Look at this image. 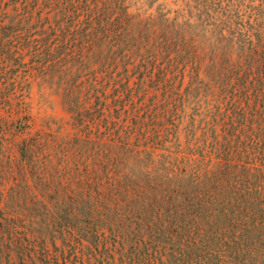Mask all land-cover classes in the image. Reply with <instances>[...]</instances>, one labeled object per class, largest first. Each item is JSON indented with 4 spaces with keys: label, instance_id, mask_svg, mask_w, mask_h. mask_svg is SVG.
I'll return each mask as SVG.
<instances>
[{
    "label": "trees",
    "instance_id": "1",
    "mask_svg": "<svg viewBox=\"0 0 264 264\" xmlns=\"http://www.w3.org/2000/svg\"><path fill=\"white\" fill-rule=\"evenodd\" d=\"M2 79L67 114L64 264H264V0H0Z\"/></svg>",
    "mask_w": 264,
    "mask_h": 264
},
{
    "label": "rangeland",
    "instance_id": "2",
    "mask_svg": "<svg viewBox=\"0 0 264 264\" xmlns=\"http://www.w3.org/2000/svg\"><path fill=\"white\" fill-rule=\"evenodd\" d=\"M12 91L6 79L0 80V264L70 263L75 260L74 241L64 239L61 231L76 212H63L57 205L63 188L54 171L44 176L40 151L32 163L23 157L29 143L40 141L48 121L66 119L67 114L50 91L34 86L21 104L14 102ZM64 186L62 194L71 204L70 178Z\"/></svg>",
    "mask_w": 264,
    "mask_h": 264
}]
</instances>
